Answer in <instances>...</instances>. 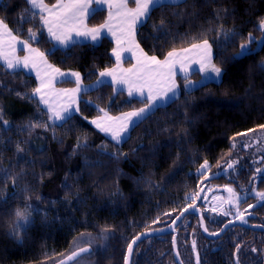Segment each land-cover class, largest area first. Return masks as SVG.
<instances>
[{
	"label": "trees",
	"instance_id": "trees-1",
	"mask_svg": "<svg viewBox=\"0 0 264 264\" xmlns=\"http://www.w3.org/2000/svg\"><path fill=\"white\" fill-rule=\"evenodd\" d=\"M107 15L97 9L88 23L101 25ZM0 20L87 84L115 64L108 36L57 46L28 0H1ZM263 22L264 0L154 6L136 33L144 50L164 58L208 42L221 78L185 88L181 77L180 94L122 142L89 120L103 110L140 108L147 99L102 83L84 91L78 112L57 123L36 96L35 76L0 61V264H54L86 245L93 250L85 257L99 255L105 263L113 244L122 251L135 234L182 210L206 168L232 158L240 137L264 129ZM244 45L247 52L239 54Z\"/></svg>",
	"mask_w": 264,
	"mask_h": 264
},
{
	"label": "crops",
	"instance_id": "crops-1",
	"mask_svg": "<svg viewBox=\"0 0 264 264\" xmlns=\"http://www.w3.org/2000/svg\"><path fill=\"white\" fill-rule=\"evenodd\" d=\"M28 1L42 14L44 27L57 46L69 47L75 42L99 43L104 36L114 42L115 64L102 71L95 82L87 84L79 71L56 67L42 51L16 36L0 20V61L11 70L22 69L35 76L36 96L57 123L78 112L84 91L111 83L131 97L147 99L140 108L119 114L103 110L98 117L89 120L100 132L122 142L137 122L180 94L181 77L185 78V88H190L204 80L206 73L221 76L208 42L171 51L164 58L147 53L138 42L137 29L155 5L182 0ZM97 9H107V18L103 24L91 26L89 17ZM195 72L200 73L197 80L192 77ZM191 80L196 81L189 84Z\"/></svg>",
	"mask_w": 264,
	"mask_h": 264
},
{
	"label": "flooded vegetation",
	"instance_id": "flooded-vegetation-1",
	"mask_svg": "<svg viewBox=\"0 0 264 264\" xmlns=\"http://www.w3.org/2000/svg\"><path fill=\"white\" fill-rule=\"evenodd\" d=\"M203 173L197 192L175 216L138 232L122 251L113 244L105 263L87 253L71 264H127L132 240L147 230L158 233L138 242L129 264H264V147L253 153L238 147Z\"/></svg>",
	"mask_w": 264,
	"mask_h": 264
},
{
	"label": "rangeland",
	"instance_id": "rangeland-1",
	"mask_svg": "<svg viewBox=\"0 0 264 264\" xmlns=\"http://www.w3.org/2000/svg\"><path fill=\"white\" fill-rule=\"evenodd\" d=\"M156 6V5H155ZM43 20V17H42ZM2 21V20H1ZM43 22V21H42ZM44 25V24H43ZM45 28V27H44ZM262 29H263V35L262 38L259 42L258 47L261 46L263 40H264V22L262 23ZM248 46L244 45L242 47V50L240 51L239 54H243L245 52H247ZM220 69V68H219ZM206 77L208 78H212V79H218L221 78L220 74L216 75V73L212 72V73H206L205 74ZM196 80H191L189 82V84H193ZM41 104V102H40ZM42 105V104H41ZM43 106V105H42ZM45 108V107H44ZM46 109V108H45ZM47 110V109H46ZM48 111V110H47ZM49 112V111H48ZM77 113V112H76ZM74 114V113H73ZM235 147H248V149L250 150L251 153L255 152L256 149H258L259 147H264V129H259L256 131H252L249 133H246L243 137H240V139H238V141L235 144ZM76 264H81V261L76 263Z\"/></svg>",
	"mask_w": 264,
	"mask_h": 264
},
{
	"label": "water",
	"instance_id": "water-1",
	"mask_svg": "<svg viewBox=\"0 0 264 264\" xmlns=\"http://www.w3.org/2000/svg\"><path fill=\"white\" fill-rule=\"evenodd\" d=\"M186 212H188L187 210H184L179 216L178 218L172 223V226L176 225L180 219L183 217L184 214H186ZM158 233V231H154V230H147L144 231L142 233H140L139 235H137L131 242L130 247L128 249V259H127V264H129V258L132 256L133 250L135 248V246L138 244V242H140L142 239L152 236L154 234ZM92 247L89 245L80 247L75 249L74 251H72L71 253H69L67 256L63 257L62 259L58 260L57 262H55L54 264H71L73 262H75L79 257L91 252Z\"/></svg>",
	"mask_w": 264,
	"mask_h": 264
}]
</instances>
